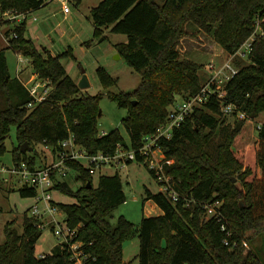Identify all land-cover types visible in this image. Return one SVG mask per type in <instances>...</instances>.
Masks as SVG:
<instances>
[{"label":"trees","instance_id":"1","mask_svg":"<svg viewBox=\"0 0 264 264\" xmlns=\"http://www.w3.org/2000/svg\"><path fill=\"white\" fill-rule=\"evenodd\" d=\"M72 1L78 6L83 0ZM48 3L0 0V10L35 11ZM259 14L264 16V0H165L162 4L157 0H100L93 6L95 36L105 40L106 27L113 33L125 34L126 41L115 46L141 76L132 91L109 92L112 100L127 109L123 124L129 132V142L119 128L99 134L103 94L82 93L61 60L68 51L54 53L46 47L40 50L26 35L27 21L15 25L17 37H9L7 47L30 58L35 74L48 81L51 90L32 104L33 97L26 86L22 82L15 84L16 103L0 109V155L7 150L6 139L13 127L18 141L13 148L14 163L25 160L33 168L38 165L33 154L37 153L36 145L58 147L70 133L91 154H112L119 144L138 149L146 135L165 123L177 96L189 98L205 85L200 73L203 66L183 57L177 48L187 32V23H196L229 54H234L254 33ZM5 61L0 51V88L10 81ZM238 65V71L222 87L223 101L237 107L230 113L234 123L222 118L228 114L223 112L220 100L212 96L194 108L171 138L159 140L163 153L175 159L166 164L165 170L173 176L179 198L173 201L161 190L147 189L144 200H153L162 213L144 215L137 229L123 215L115 223L112 221L115 209L126 201L118 172L101 175L95 186L85 165L68 162L82 185L74 191L66 180L57 181L54 188L76 200L53 203L66 213L68 225L77 229L75 240L83 243L85 264H129L123 257V243L136 234L140 240L138 264H264L248 245L252 232L264 229V124L252 146L234 148L246 122L264 111V36L252 42L249 62ZM97 73L103 87L117 83L104 67H98ZM237 111L245 112L247 117L239 118ZM25 142L34 148L32 154L29 149L21 150ZM48 160L45 157L43 164ZM149 170L156 177L154 170ZM89 181L91 187H87ZM19 191L28 197L37 193L26 185ZM217 200L222 202L221 221L208 217L204 206ZM39 222L26 211L22 231L13 221L6 224V239L0 242V264H72L66 242L58 243L55 251L44 257L36 254L42 235ZM221 223L231 231V245L225 244Z\"/></svg>","mask_w":264,"mask_h":264},{"label":"rangeland","instance_id":"2","mask_svg":"<svg viewBox=\"0 0 264 264\" xmlns=\"http://www.w3.org/2000/svg\"><path fill=\"white\" fill-rule=\"evenodd\" d=\"M99 1L83 0L80 5L76 6L70 0L68 4L71 11L65 13L63 4L60 1L51 0L48 4L29 15L26 35L34 41L40 50L46 47L54 53L68 51L61 59L67 72L78 83L84 70L90 80V86L82 89V93L88 95L103 94L100 100L101 115L98 119L99 134L119 128L124 136V140L129 142V132L123 124V119L128 114L127 109L120 107L116 101L112 100L109 97V92L132 91L140 83L141 76L118 52L115 46L116 43L126 40L125 34L113 33L109 27H106L103 32L106 36L105 40L100 41L95 36L91 8L97 5ZM157 1L162 4L165 0ZM0 12L2 11L0 10ZM67 14L70 18L66 19L65 15ZM10 26L11 24L7 21L0 29V51H3L6 59V69L10 76V81L7 82V85L0 88V109L10 103H16L15 84L17 85L19 82H22L25 85L33 75L36 82H46L48 86L47 91L50 92L51 90L48 81H43L35 74L30 58L7 47L9 42H7L4 36L6 35L5 31ZM186 31V34L180 38L177 48L183 57L191 58L203 66L200 73L204 84L209 80L212 72L210 64L212 63L218 66L231 64L234 68H238L239 62L241 64L249 62L248 54L241 55L238 52L241 47L236 53L229 54L208 32L194 22L187 23ZM261 36L264 35H260L259 37ZM235 61H238V63ZM98 67H104L117 79V83L110 87H103L97 73ZM7 79L8 76L6 77ZM44 89L45 87H40V91ZM177 100L182 101L183 98L177 96ZM222 118H226V122L231 123H234L235 120L232 114L224 115ZM263 124L264 111L258 117L249 119L246 122L242 131L235 139L234 148H249L252 146L258 138L259 125ZM16 145H18L16 128L13 127L6 139L7 150L0 155V168L14 166L13 148ZM36 150L37 153L30 152L37 156L38 165L43 164L45 157L51 158L50 152L45 150L44 145H36ZM151 159L156 162L160 161L164 165V170L166 164H172L175 160L174 158H168L162 149L154 148L149 151L148 158H145V160H134L118 168H104L93 175L95 186L98 184L99 177L103 174L118 172L121 177L126 201L120 204L113 212V223L117 221L119 216L123 215L134 223L137 229L144 215L150 216L161 213V208L153 200H144L147 189L159 192L162 188L159 179L154 177L149 170ZM76 174L77 171L72 168L65 179L74 191L82 185V182L76 179ZM166 177L173 178L170 174H167ZM22 186L23 181L19 175H11L6 171H0V242H4L6 239L5 226L10 221L15 222L14 226L19 231H22L25 213L27 211V214L31 215V207L36 203L35 197L22 196L20 194L19 190ZM51 194L53 201L56 203H71L76 200L73 195L64 193L56 188L51 189ZM39 207L43 210L44 203L40 202ZM51 216V213L44 215V226L41 228L42 235L36 244V254L38 256L55 251L60 241V238L54 233L52 226L47 224ZM54 216L61 223H64L66 213L58 207ZM252 235L253 238L248 243L249 248L254 250L264 261V229L256 234L252 232ZM139 249L140 240L137 234L127 238L123 243L124 260L129 264H138L137 254Z\"/></svg>","mask_w":264,"mask_h":264},{"label":"built area","instance_id":"3","mask_svg":"<svg viewBox=\"0 0 264 264\" xmlns=\"http://www.w3.org/2000/svg\"><path fill=\"white\" fill-rule=\"evenodd\" d=\"M51 0H46L50 2ZM63 4V10L65 13H69L70 7L68 1L70 0H58ZM33 11H18L14 9H9L0 12V29L5 24L9 22L11 24L10 35H5L4 38L9 42V37H17L16 31L13 29L15 25L27 21L30 14ZM36 19V17H34ZM264 16L260 14L256 18V27L254 33L247 39V41L241 46L238 51L241 55L250 54L252 50V42L255 37L264 35ZM212 72L210 74L209 80L202 87L199 93L189 97L183 98L182 101H176L171 105L168 112V117L165 123L157 128V130L148 134L144 138V142L138 149L132 147H125L119 144L116 151L112 154H106L103 152H98L96 154H91L89 151L78 144L75 137L70 133L69 137L60 141L58 147H53L51 145H45V150L50 152V160L46 164L36 165L34 168L25 161L22 160L19 163H15L13 167H2L0 171H6L8 173L17 174L23 181V186H31L37 190L36 203L31 207V215L39 219V227L44 226V215L51 213L52 216L48 220L49 225L52 226L54 233L60 238L59 243L66 242L69 244V249L71 251L72 264H85V255L83 251V243L79 240H75L77 235V229L71 228L66 219L64 223H61L54 215L58 208L57 205L53 203V197L51 194V189L57 181H64L66 176L72 169L68 164L69 161H78L85 165L89 172L94 175L98 171L104 168H118L123 167L126 164L134 160H142L148 158L149 151L154 148L162 149L159 144V140L162 138L169 139L173 136L174 129L180 127L181 124L186 120V118L194 111L196 106L204 105L212 96H216L221 104L222 110L226 114H230L236 111V106L233 103H225L223 101L225 93L222 90L223 85L227 82L235 73L238 68H234L231 64H223L221 66L215 63L210 64ZM35 76L30 79L28 83H25L30 95L33 97L32 104L41 101L49 93L48 86L46 82L35 81ZM34 80V81H33ZM32 82V83H31ZM40 87H45L43 91H40ZM239 118L244 119L247 117L246 113L243 111H237ZM262 125H259V128ZM103 132L102 134H104ZM141 160V161H142ZM151 169L154 170L155 176L159 179L162 188L161 191L168 194V196L173 200L177 201L179 198V193L174 187L172 182L173 178L166 177L167 174L164 170V165L161 162H156L151 159ZM171 180V181H170ZM44 203V209H40L39 203ZM222 202L217 200L215 202L205 204L208 217H215L219 221L223 219V212L221 210ZM221 230L226 233L225 244L231 245L229 240V235L231 231L228 229L226 223H221ZM45 256V253L40 255Z\"/></svg>","mask_w":264,"mask_h":264},{"label":"water","instance_id":"4","mask_svg":"<svg viewBox=\"0 0 264 264\" xmlns=\"http://www.w3.org/2000/svg\"><path fill=\"white\" fill-rule=\"evenodd\" d=\"M77 84H78V86H79L81 89H85V88H87V87L90 86V80H89V78H88V76H87V74L85 73L84 70H83V74H82V76H81V78L79 79V81H78ZM134 102H136V101L134 100ZM100 115H101V110L99 111V116H100ZM27 149H29V150H31V151L34 150L33 147L29 146L28 143L25 142V143H23V145H22V147H21V150L25 152ZM233 179L236 180V178H233ZM91 186H92V183L89 181L87 187H91Z\"/></svg>","mask_w":264,"mask_h":264},{"label":"crops","instance_id":"5","mask_svg":"<svg viewBox=\"0 0 264 264\" xmlns=\"http://www.w3.org/2000/svg\"><path fill=\"white\" fill-rule=\"evenodd\" d=\"M98 3H99V2H98ZM33 12H34V11H33ZM34 17H35V16H34ZM65 18H66V19H67V18H70V16L67 14V15H65ZM10 28H11V27H10ZM10 28H9V29H10ZM9 29H7V30H9ZM7 30H6V31H7ZM6 31H5V32H6ZM126 39H127V37H126ZM123 41H126V40H123ZM123 41H122V42H123ZM46 156H47V155H46ZM47 157H48V156H47ZM161 213H162V210H161ZM157 215H158V214H157ZM150 216H151V215H150Z\"/></svg>","mask_w":264,"mask_h":264}]
</instances>
